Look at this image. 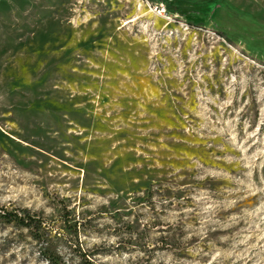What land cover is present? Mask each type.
<instances>
[{"label": "rangeland", "instance_id": "374dc122", "mask_svg": "<svg viewBox=\"0 0 264 264\" xmlns=\"http://www.w3.org/2000/svg\"><path fill=\"white\" fill-rule=\"evenodd\" d=\"M0 206V264H264V0H0Z\"/></svg>", "mask_w": 264, "mask_h": 264}, {"label": "trees", "instance_id": "16d2710c", "mask_svg": "<svg viewBox=\"0 0 264 264\" xmlns=\"http://www.w3.org/2000/svg\"><path fill=\"white\" fill-rule=\"evenodd\" d=\"M0 212H2L0 214L1 216L7 217V219L12 217L14 220L22 223L25 226L32 227L34 229H38V227L40 226V220L38 218H33L29 215L23 218L22 216H18L15 212L4 210L2 206H0ZM41 253L44 260L48 264H65V262L60 258L59 255L47 248L43 249Z\"/></svg>", "mask_w": 264, "mask_h": 264}]
</instances>
